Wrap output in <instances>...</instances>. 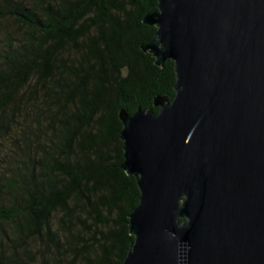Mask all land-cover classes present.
Returning <instances> with one entry per match:
<instances>
[{
	"label": "trees",
	"instance_id": "1",
	"mask_svg": "<svg viewBox=\"0 0 264 264\" xmlns=\"http://www.w3.org/2000/svg\"><path fill=\"white\" fill-rule=\"evenodd\" d=\"M156 0H0V264H122L133 242L128 217L136 179L121 168L120 113L174 98L172 61L157 66L142 47ZM3 27V26H2ZM182 221V220H180Z\"/></svg>",
	"mask_w": 264,
	"mask_h": 264
},
{
	"label": "water",
	"instance_id": "2",
	"mask_svg": "<svg viewBox=\"0 0 264 264\" xmlns=\"http://www.w3.org/2000/svg\"><path fill=\"white\" fill-rule=\"evenodd\" d=\"M156 1L142 50L175 95L120 113L139 189L122 264H264V0Z\"/></svg>",
	"mask_w": 264,
	"mask_h": 264
},
{
	"label": "rangeland",
	"instance_id": "3",
	"mask_svg": "<svg viewBox=\"0 0 264 264\" xmlns=\"http://www.w3.org/2000/svg\"><path fill=\"white\" fill-rule=\"evenodd\" d=\"M4 28L10 29L14 33L17 32V28L14 25V23L12 21H7L3 23L2 25H0V39L4 35ZM8 153H10L9 148L0 145V169L7 165L8 159H9ZM10 205H11V202L9 201L8 197L0 196V212L8 210L10 208ZM1 232L3 234H6L12 237V233H13L12 223H6V222L0 221V233ZM3 247H4L5 255H10L11 252L14 251V252H17L20 258L24 260L25 264H34L35 262L34 255H32L30 252H28V254L26 255L24 252L26 248L31 251L36 250L34 243L32 241L27 242V244H22L21 242H18L15 245H12V248L14 247L15 249H11L7 247L6 245H4Z\"/></svg>",
	"mask_w": 264,
	"mask_h": 264
}]
</instances>
